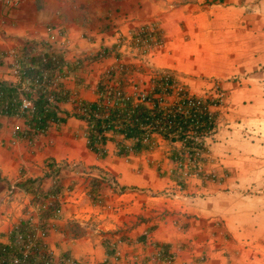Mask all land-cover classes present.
Wrapping results in <instances>:
<instances>
[{
    "label": "crops",
    "instance_id": "0c3cea01",
    "mask_svg": "<svg viewBox=\"0 0 264 264\" xmlns=\"http://www.w3.org/2000/svg\"><path fill=\"white\" fill-rule=\"evenodd\" d=\"M28 42L63 58L64 121L31 133L24 116H0L2 240L20 220L38 222L31 188L47 192L58 170L45 237L57 263L264 264L254 195L264 189V0H0L1 80L20 82L15 56ZM162 72L190 94H223L202 159H174L183 143L158 133L140 152L120 153L124 135L112 132L91 149L81 102L98 101L111 73L131 98L152 94Z\"/></svg>",
    "mask_w": 264,
    "mask_h": 264
},
{
    "label": "trees",
    "instance_id": "16d2710c",
    "mask_svg": "<svg viewBox=\"0 0 264 264\" xmlns=\"http://www.w3.org/2000/svg\"><path fill=\"white\" fill-rule=\"evenodd\" d=\"M34 42H28L25 47L17 54V63L20 67V82L11 84L0 79V116H24L27 120L31 133L43 132L48 129L51 123L64 121L58 116L57 103L66 99L61 92L50 88L49 84H41L38 80L42 76L43 70L48 71V78L51 80L56 68L59 67V73L65 76L63 71L64 61L61 55L60 63L55 64V54L49 49H44L43 53L34 54L32 46ZM2 57L0 56V65ZM111 73L109 79L113 77ZM108 79L100 84V99L96 102H81L78 117L83 118L89 123L87 133L89 146L91 149H98L96 144L100 141L104 144L107 139L105 131L112 132V137L116 134L124 135V141L120 142V153L140 152L148 148V144L143 142V137L148 132L161 134L164 138L171 142L180 141L183 143L181 153H176L174 159L178 161L181 158L187 159L189 162L201 160L203 156H198V151H207L203 137L215 129L217 126V118L214 112L204 107L208 105L210 99L200 100L201 110L195 107H189L186 89L177 94V100L172 104H162L168 93H173L171 88L166 87L164 76L157 77L154 92L150 93V103L135 102L130 96H125V92L119 87L116 91L120 94L115 97V104L106 102ZM177 82V80H176ZM59 84V83H58ZM167 92V93H166ZM35 93L33 102L35 110L33 112H22L20 107L24 98H31ZM161 94V98L157 97ZM66 95V94H64ZM115 90L111 89L109 97L113 98ZM166 96V97H165ZM52 98V99H51ZM167 100V99H166ZM199 97H192V101L196 102ZM181 109H178V105ZM182 107L186 108L188 114L182 111ZM204 107V108H203ZM166 123H170V127L164 130ZM194 136L191 128L196 127ZM155 126V130L150 127ZM130 141V142H129ZM183 154V155H182ZM193 168V166L191 167ZM189 168V169H191ZM59 171L53 173L54 183L51 188L44 192L37 188H31V192L35 196L37 203H44L50 197H55L45 210L39 212L38 222L30 216L22 219L17 223L8 235V241L0 238V264H65V260L69 256L63 255L60 263H56L53 255H45V260H41L40 252L44 246L43 237H38V231L42 230L45 235L48 232L49 220L58 215L60 204L57 200L58 195L62 191V185L58 178ZM33 185L35 182L29 180L27 184ZM100 183L94 180L92 182L91 193L98 190ZM34 244L29 246L31 243ZM28 246L30 248H28ZM28 248V249H27ZM168 258V256H166ZM82 264V263H81ZM108 264V262L103 263Z\"/></svg>",
    "mask_w": 264,
    "mask_h": 264
},
{
    "label": "built area",
    "instance_id": "2783aa9c",
    "mask_svg": "<svg viewBox=\"0 0 264 264\" xmlns=\"http://www.w3.org/2000/svg\"><path fill=\"white\" fill-rule=\"evenodd\" d=\"M7 1L8 2H11V1L14 2L15 0H7ZM137 42H138V44L144 43L145 39H142V38L141 39H137ZM49 50H51L53 52V54H55V57H56L55 64L60 63L61 62V60L59 58L60 52L55 50V49H52V48L49 49ZM32 51H33L34 54H40V53L44 52V48L40 44H34L32 46ZM15 57L17 58V55ZM13 72L20 78V67H19V65L17 63V59H16L15 66L13 68ZM41 74H42V76H40V78H38L39 82L41 84H43V85L49 84V86H51L50 88H52V89L56 88V86L58 85L60 79L63 77L59 73V67L56 68V71L53 74V77L51 78V80L48 78V76H49L48 71L43 70L41 72ZM162 76H164L165 81H166L165 84H164L165 90H167L166 87L171 88V90H173V93H171V95L173 96L175 94L176 98H174L173 100L170 101L169 98H168L169 96H171L170 93H168L167 97L165 96L166 97L165 100H162V98L160 97L161 94H157L156 96L157 97L159 96V98H161V101H162L163 105H166L168 103H172L173 104L177 100V94L180 93L185 88H183V86H181L178 83V81L176 82V78L174 77L173 74H171L169 72H162V73H158L157 74V77L161 78ZM107 84H108V90H107L108 97L106 98V102H108L109 104H115V100H116L115 97L116 96L118 97L120 95L118 93V91H116L119 88L118 83H116L115 80H111L110 79V80H108ZM111 89L115 90V95H114L113 98L109 97ZM127 96L128 95L125 94V96L122 97V100H123L124 97H127ZM194 96L199 97V100L196 101V102H193L192 101V97H194ZM222 96H223V94H222L221 91H217V96H215V97H204V96H198V95H194V94H190L189 93V95L187 96V100L189 101V105L188 106L189 107H195L196 109L201 110V108H200V100L210 99V102L208 103V105H205L204 107L206 108V106H207V109L209 110V112H214V111H212L211 106L220 105V103L222 102ZM33 98H35V93H34L33 96H31V98H24L22 100V105L20 107V111H22V112H30V113L33 112L35 110V105H34V102H33ZM134 100H135V102L150 103L151 102L150 93L149 92H145V91H139V93H137V95L135 96ZM177 105H178V109L180 110L181 109V105L180 104H177ZM182 111L185 114H188V111H187L186 108L182 107ZM198 125L199 124L196 123V127L195 128H191V133L190 134H193V136H194L195 129L198 128ZM169 127H170V123H166L164 130H166V128H169ZM150 129L151 130H155L156 127L153 125L152 127H150ZM215 130H216V128L215 129L213 128V130L211 129V131H209V133L213 134L215 132ZM106 132H108V131H105V133ZM153 134L150 133V132L145 134L144 137H143V142L146 143V144H150ZM210 135H208V133H206V135L203 137V140L205 141V139L208 136H210ZM130 152H133V151L131 150ZM197 154L200 157V156H203L204 152H202V150H199ZM112 184H114V183L112 182ZM54 198H55L54 196L50 197L44 203L39 204L38 211L40 212L42 210H45L48 207V205L50 204V201L53 200ZM38 237H43L44 240H45L46 235H45V233L42 230H39L38 231ZM34 242L35 241H33V243H31L29 246H32L34 244ZM46 244L47 243L45 241L44 246H46ZM29 246H28V248H30ZM45 255L46 256L47 255H53L54 256V253L52 252V250H50V248L48 246L41 248V252H40L41 260H43V261L45 260V258H46ZM55 261H56V259H55ZM65 264H81V263L77 259L72 258V257L69 256V258H67L65 260Z\"/></svg>",
    "mask_w": 264,
    "mask_h": 264
},
{
    "label": "rangeland",
    "instance_id": "374dc122",
    "mask_svg": "<svg viewBox=\"0 0 264 264\" xmlns=\"http://www.w3.org/2000/svg\"><path fill=\"white\" fill-rule=\"evenodd\" d=\"M252 135H255V134L252 133ZM246 154L250 155L251 152H246ZM253 154H254V153H253ZM243 160H244V159H243ZM261 169H262V168H261ZM260 176L263 177V179H264V169L261 170V175H260ZM253 185H254V184H253ZM263 187H264V184H261L260 186H258V189H259V190H262ZM252 189L255 191V190H257V187H255V189L252 187ZM254 195H258V196L255 197V199H256L257 201H261V200L263 201L261 204L263 205V209H264V197H262V195H264V189H263L262 191L255 192ZM259 196L261 197V200H260ZM253 206L256 207V205H253Z\"/></svg>",
    "mask_w": 264,
    "mask_h": 264
}]
</instances>
